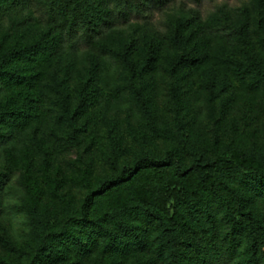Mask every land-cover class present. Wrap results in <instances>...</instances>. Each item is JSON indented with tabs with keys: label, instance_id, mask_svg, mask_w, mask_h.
Masks as SVG:
<instances>
[{
	"label": "rangeland",
	"instance_id": "374dc122",
	"mask_svg": "<svg viewBox=\"0 0 264 264\" xmlns=\"http://www.w3.org/2000/svg\"><path fill=\"white\" fill-rule=\"evenodd\" d=\"M103 1H109L110 8L115 4ZM69 3L27 0L0 13V52L39 42L50 53L34 65L16 63L35 75L30 90L38 98L35 119L12 133L0 126V132L9 136L0 143V178L4 180L0 264H44L34 260L38 242L30 233L29 209L39 208L47 214L52 230H68L71 218L80 214L98 182L113 174L108 163L107 121L115 123L134 153L144 147L142 137L149 129L119 58L120 42L135 47L139 65L149 49L156 51L155 67L138 74L135 88L153 101L162 122L175 128L177 105L172 87L177 85L184 101L181 114L187 134L211 157L219 144L233 149V157L241 162L239 149L264 142V86L251 87L249 77H241L238 71L252 59L264 65V0H122L113 12V22L102 25L92 37L83 32L70 34V16L64 15ZM176 33L188 40L176 44ZM185 52L205 56V60L173 73L171 60ZM90 75L98 96L82 118L75 145L67 138V124L59 120L60 102L66 95L71 107H76L78 92ZM12 93L8 90L4 102L12 100ZM173 145L163 139L155 143L164 156ZM184 157L186 175H177L168 165L164 167L167 174L156 178L151 170H142L140 178L92 196L90 216L97 217L140 195L165 202L174 214L173 196L199 184L190 169L192 156L185 153ZM171 181L176 184L169 185ZM215 225L216 239L223 241L229 231L223 213ZM192 229L198 234L197 226ZM155 236L152 226L146 249L133 250L127 257L105 255L97 248L86 256L71 251L66 260L55 264H168Z\"/></svg>",
	"mask_w": 264,
	"mask_h": 264
},
{
	"label": "trees",
	"instance_id": "16d2710c",
	"mask_svg": "<svg viewBox=\"0 0 264 264\" xmlns=\"http://www.w3.org/2000/svg\"><path fill=\"white\" fill-rule=\"evenodd\" d=\"M26 1L0 0V13ZM90 1L70 0L64 8V15H69L71 20L70 34L83 32L86 37L94 36V32H100L102 25L113 22V12L122 2L113 0L115 4L110 8L107 5L109 1L105 3L101 0L97 5ZM55 37L61 41L60 34ZM186 40L183 34H175L176 44L180 45ZM134 50L132 44L119 43L118 55L131 86L133 99L149 129V133L146 132L142 137L144 147L134 153L116 131L115 123L107 121L108 163L113 174L98 182L96 189L85 199L80 214L71 218L68 230H52L47 214L39 208L29 209L30 233L38 242L34 260L55 264L66 260L71 251L86 256L97 248L105 255L127 257L133 250L146 249L153 226L156 228V243L159 250L167 255L168 264H191L192 261L194 264H264V142L239 149L241 162L233 157V149L219 144H216L214 157H211L207 149L197 146L187 134L181 114L184 101L177 85L172 87L177 105L175 128L162 122L153 101L135 88V78L140 72L155 67L157 54L155 50L149 49L143 63L139 65ZM49 54V48L39 42L1 50V128L12 133L37 116L38 98L30 92L35 86L32 80L35 75L16 63L28 62L34 65ZM204 60L205 56L185 52L171 60V71L177 73ZM238 71L241 77H249L251 87L264 86V65L260 61L252 59L241 65ZM93 79L90 75L87 83L79 90L76 107H71L66 95L60 102L59 120L67 124V138L75 145L80 140L82 118L95 104L98 96ZM8 90L13 91L10 95L12 100L4 102ZM8 137L7 133L0 132V143L6 142ZM157 139L174 144L167 156L161 155L156 149ZM132 153L133 158L129 159ZM185 153L193 158L190 169L199 184L178 191L173 196L174 214L165 202L140 195L97 217L90 216L92 196L102 195L125 182L140 178L142 170H151L153 178H156L160 174H167L164 167L168 165L177 175H186ZM3 184L4 180L0 178V190ZM174 184L175 181L169 183ZM222 213L229 231L224 240L220 241L216 239L215 224ZM196 226L200 238L198 234L192 233V228Z\"/></svg>",
	"mask_w": 264,
	"mask_h": 264
}]
</instances>
